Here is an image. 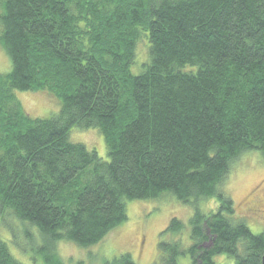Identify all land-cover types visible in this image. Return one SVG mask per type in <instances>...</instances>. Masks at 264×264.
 I'll return each instance as SVG.
<instances>
[{"label": "trees", "instance_id": "1", "mask_svg": "<svg viewBox=\"0 0 264 264\" xmlns=\"http://www.w3.org/2000/svg\"><path fill=\"white\" fill-rule=\"evenodd\" d=\"M141 34L149 60L134 73ZM0 45V218L83 247L124 223L126 201L169 193L193 205L189 245L171 218L155 264H262L264 233L235 220L222 185L239 155L264 152V0H0ZM14 90H46L59 112L33 118ZM73 128L101 131L108 160ZM0 264H23L1 238Z\"/></svg>", "mask_w": 264, "mask_h": 264}, {"label": "rangeland", "instance_id": "2", "mask_svg": "<svg viewBox=\"0 0 264 264\" xmlns=\"http://www.w3.org/2000/svg\"><path fill=\"white\" fill-rule=\"evenodd\" d=\"M135 48L133 72H139L141 64L149 60L147 37L141 34ZM11 61L0 45V74L9 72ZM14 100L31 117H51L59 112L61 102L46 90L12 91ZM69 140L82 143L88 150L97 152L103 161L108 152L101 131L96 128H73ZM229 174L222 188L233 202L235 220L244 221L254 234L264 233V152L249 151L239 155L230 164ZM127 219L89 246H79L67 240H53L42 235L38 229L17 219L10 211L0 218V238L7 242L9 251L23 264H45L39 250L46 246L61 264L111 263L123 253H129L135 264H155L158 259L160 233L171 218L185 225V247L189 245V219L193 205H185L172 194L166 193L155 199L126 201ZM204 214L217 208L212 200H203L197 206ZM215 264H232L226 256L214 258ZM179 264H190L189 257H180Z\"/></svg>", "mask_w": 264, "mask_h": 264}, {"label": "water", "instance_id": "3", "mask_svg": "<svg viewBox=\"0 0 264 264\" xmlns=\"http://www.w3.org/2000/svg\"><path fill=\"white\" fill-rule=\"evenodd\" d=\"M261 262H262V264H264V254L261 257Z\"/></svg>", "mask_w": 264, "mask_h": 264}]
</instances>
